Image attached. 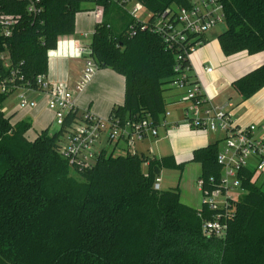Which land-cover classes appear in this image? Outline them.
<instances>
[{
	"label": "trees",
	"instance_id": "trees-1",
	"mask_svg": "<svg viewBox=\"0 0 264 264\" xmlns=\"http://www.w3.org/2000/svg\"><path fill=\"white\" fill-rule=\"evenodd\" d=\"M136 1L150 12V21L168 12L170 23L176 22V7L192 6L191 0ZM82 2L42 0V12L32 17L25 1L0 0V12L16 17L10 36L0 34V54L7 53L8 63L0 61L1 77L23 86L45 75L47 53L60 36L74 33L76 14L86 10ZM218 2L225 30L217 41L224 57L263 52L264 0ZM99 3L103 15L94 26L90 55L98 69L124 79L123 103L108 119L123 126L148 115L159 124L179 51L167 49L161 35L132 25L116 5ZM199 40L206 43L203 35ZM231 86L243 101L250 99L264 87V64ZM8 94L0 91V264H264V191L258 187L244 183L225 235L207 237L201 231L203 206L199 211L183 205L178 188L153 187L162 169L181 168L172 156L102 150L89 167L72 168L59 148L78 110L59 130L28 140L31 123L12 124L2 110ZM218 151L216 141L192 152L200 176H218Z\"/></svg>",
	"mask_w": 264,
	"mask_h": 264
},
{
	"label": "built area",
	"instance_id": "built-area-1",
	"mask_svg": "<svg viewBox=\"0 0 264 264\" xmlns=\"http://www.w3.org/2000/svg\"><path fill=\"white\" fill-rule=\"evenodd\" d=\"M24 1L26 12L30 16L36 17L42 12V0ZM83 1L92 3L91 11L97 23L101 22V0H98V3L96 0ZM107 2L116 5L133 20L132 25L138 26L140 30L148 29L161 35L167 49H178L173 69L175 77L170 85L181 91L174 105L179 120L170 122V111L166 108L159 124H155L147 115L139 120L127 121L122 126L116 120L102 119L85 111L67 128L60 143V155L72 168L82 169L92 165L102 150L107 151L103 142L118 148L119 142L122 141L125 144V152L133 155L137 154L136 143L158 137L159 129L167 133L183 124L191 130L221 133L223 138L217 141L221 146L216 156L219 174L217 177H202L199 174L196 185L202 196L201 210L207 211L201 222L203 235L223 237L227 230V219L232 217L235 203L244 192L243 184L251 183L264 191V124H249L244 127L235 125L226 110L230 104L222 107L212 105L204 95L196 75L192 74L190 65H181L184 59L189 60L194 46L202 44L199 38L223 23V8L218 0H201L196 4L192 3L189 8L176 7V22L170 23L168 12L150 21V12L136 0ZM15 20V16L0 12V34L3 37L10 36ZM129 33H134L133 26L130 27ZM191 35L196 37L190 39ZM77 53L79 57H84V68L72 91L52 86L45 81L44 75L36 76L32 82L27 81L23 86H15L12 81H7L0 75V91L11 93L16 89L25 88L43 92L46 106L54 114L56 130H59L67 115L76 111L73 94H78L84 89L97 69L90 55V44L80 46ZM6 55L7 53L0 54L3 67L8 65ZM203 70L206 74L212 73L210 66H204ZM18 98L20 108L36 107V102L28 100L24 93ZM160 182L161 179L157 176L153 185L155 190L160 189ZM199 215L201 217V214Z\"/></svg>",
	"mask_w": 264,
	"mask_h": 264
},
{
	"label": "rangeland",
	"instance_id": "rangeland-1",
	"mask_svg": "<svg viewBox=\"0 0 264 264\" xmlns=\"http://www.w3.org/2000/svg\"><path fill=\"white\" fill-rule=\"evenodd\" d=\"M201 0H191L192 3H197ZM90 7L93 10V5L91 2L84 1L82 2V8L86 9ZM76 24H75V31L71 35H67L68 37H71L75 41V49L74 54L75 58L78 60L77 56V49L78 44L82 41L85 44H89L91 42L92 34H93V28H94V14L90 12H79L76 15ZM225 30V24L220 23L214 28L208 30L204 37H206V43L200 46H194L193 51L189 54V62L193 68L194 71L199 72L202 70L204 65L212 66L209 63L208 58L209 57H217L223 64H226L223 60L224 55L221 52L220 46L217 41V36L224 32ZM79 33H88V35L85 38H80ZM74 48V47H73ZM50 52V51H49ZM216 59V60H217ZM82 62L81 60H79ZM227 65V64H226ZM225 65V66H226ZM228 67V66H227ZM75 68V64L73 61H71L68 64L67 70L69 73H72L73 69ZM49 69L48 64V54H47V71L45 75H47ZM55 70L59 73L61 70L59 67H56ZM44 75L45 81H47L46 76ZM62 75H64L62 73ZM61 82L63 83H57V84H51L52 86H60L62 88H66L68 90L72 91V88L74 87L73 81L68 84L66 77L61 78ZM175 89V88H174ZM32 93L31 95H38L37 97H34L33 100L36 102L37 109H43L44 111L48 112L50 114V110L46 106V101L41 102L43 92L41 91H32L29 89L21 88L16 89L13 92L9 93L2 103V110L8 117L10 114L14 113V116H27V114L30 111L29 107L20 108L18 106L19 101V95L24 93ZM177 92V90L173 89H166L164 91V96L167 97L169 95H173ZM262 93V92H261ZM261 93L257 94L255 98L253 99H247L242 100L240 96L237 94V92L234 90V88L229 85L226 90L223 91L221 96L216 100V103H213L215 106L222 107L224 104L229 103L230 106L227 108V111L232 112V114H235L236 112L241 111V109H244L243 113H248V110H246V105L250 104H257L260 102V100H256V97L260 95ZM41 95V96H39ZM77 94H73L74 96ZM81 100L82 103L86 102V98L84 94H81ZM32 97L29 96L30 100ZM259 98V97H258ZM45 100V99H44ZM31 101V100H30ZM244 106V108H243ZM50 112H49V111ZM79 107V110L77 112V116L80 117L84 111ZM170 115H175L179 117V114L177 110L172 109V107L169 109ZM53 114V113H52ZM51 115V114H50ZM54 115V114H53ZM51 117V125L50 129L52 130L50 133L55 132L57 129L55 126L54 116ZM26 119H24L25 121ZM28 121V120H26ZM30 123V122H29ZM262 123V122H261ZM264 124V122H263ZM183 125V124H181ZM188 129H186V128ZM181 127L179 131H173V132H167L164 133L162 129H159L158 131V137L156 138H148L144 140L143 142H137L136 144V153L138 155L140 154H147V155H155L156 157H167V156H173L174 161L176 164H182L181 168L176 169H162L159 177L161 179L160 182V188L167 190L169 188H178L180 192V202L188 207H193L194 209L201 205V193L199 190H197L196 180L198 178V175L200 173V164L198 162L191 161V155L192 150L195 148V146H199V144L207 143L213 144L215 143L218 138H223V135L221 133H211L208 131H197V130H191L187 126ZM244 127V126H243ZM34 130L31 127L27 132V138L29 140L33 139ZM103 146L106 147L107 151L113 152L114 156L116 155H123L125 152V144L120 141L118 148H115L113 145H107L105 142H103ZM221 146V144H219ZM145 169V167H143Z\"/></svg>",
	"mask_w": 264,
	"mask_h": 264
},
{
	"label": "crops",
	"instance_id": "crops-1",
	"mask_svg": "<svg viewBox=\"0 0 264 264\" xmlns=\"http://www.w3.org/2000/svg\"><path fill=\"white\" fill-rule=\"evenodd\" d=\"M85 12H90L93 14L90 7L86 8ZM76 17H75V24H76ZM94 18H95V15H94ZM96 23H97V20L95 18L94 26ZM74 31H75V28H74ZM93 31H94V28H93ZM87 35L88 33H79L80 38H85ZM204 40L206 41V37H204ZM83 45H88V44H85L84 42L81 41L78 44V48ZM74 49H75V41L71 39V37H68L66 35V36H60L58 38L56 49L47 53L48 54V64H49L48 73L47 75H45L47 78V82H49L50 84L63 83L61 82V78L65 76L67 83L70 84L73 81L74 83L73 86H75V84L80 80L82 72H83V68H84V57H79L77 53V56L79 58L77 60L75 58V55H73ZM224 58L225 59L223 61L226 62L227 65L223 64V62H221L215 56L208 58L209 63L212 65L210 66L212 68V73L210 74L204 73V70H203L204 66H208L207 64L203 66L202 70H200L199 72H196L193 70L189 62L192 74L196 75V80L202 86L204 95L206 96V98L209 100V102L212 105H214L213 103H216V100H218V98L221 96L223 91L226 90L233 81L245 75L246 73L253 70L254 68L259 67L262 64H264V51L253 54V55H249L245 52H239L233 56L224 57ZM79 60H81L82 62H80ZM71 61L74 62L75 68L73 69L72 73H69V71L67 70V67ZM56 67L60 68L61 71L59 73L57 72V70H55ZM62 73L64 75H62ZM170 89L175 90L174 88H170ZM176 90L177 92L175 94L169 95L166 97V103H167L166 108L167 109H170L172 107V109L175 110L174 108L175 102L178 100L181 94L180 90L178 89ZM259 93L261 94L258 95L259 98L256 97L255 101L260 100V102H258L257 104L252 103L248 106L246 105L245 108L246 110H248V113H243L244 109H241V111L236 112L235 114H232L233 111L232 112L228 111L235 125L243 127L249 124H263L264 122V87L261 90H259L254 96H252L250 100L255 98V96H257V94ZM31 94L27 92L25 95L27 96L28 99H29V96L32 97L30 100H33L34 97L38 96L36 94L34 95H31ZM81 94H84L86 98V102L84 103H82ZM41 97L42 99L43 98L45 99L44 95H42ZM123 98H124V79L123 77L116 74L110 69H98L97 68L90 82L84 87V89L80 93L74 96V104L77 110H79V107H81L83 111L85 110L97 117H100L102 119H107L109 117L111 109L114 106L121 105L123 103ZM44 99L41 100V102L45 101ZM38 106L34 108H30V111L27 114V116L17 117V116H14L15 115L14 113L10 114L9 115L11 116L10 122L13 124L15 122L22 121L24 119L28 120L31 123V127L34 130L33 137L36 136L37 133L43 130H46V129H48V131L51 132L52 130H49L50 129L49 127L51 125V117L53 115L52 114L53 112L52 111L50 112L48 110L51 114L50 115L48 112L44 111L43 109H37ZM226 110H227V107H226ZM169 119H170V122L171 121L175 122L179 120V117L175 115H171ZM180 126L185 127V125L179 124L177 128L169 132L179 131ZM27 132L25 134L26 139H28ZM205 146H207V143H203V144L201 143L199 144V146L197 147L195 146L192 152L195 149L202 148ZM153 156L156 157L155 155ZM156 158H159V157H156ZM200 207L201 205L197 206L195 209H199ZM192 208H194V206Z\"/></svg>",
	"mask_w": 264,
	"mask_h": 264
}]
</instances>
